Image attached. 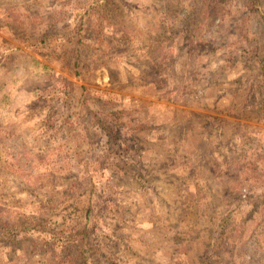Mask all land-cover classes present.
Wrapping results in <instances>:
<instances>
[{
  "label": "rangeland",
  "instance_id": "obj_1",
  "mask_svg": "<svg viewBox=\"0 0 264 264\" xmlns=\"http://www.w3.org/2000/svg\"><path fill=\"white\" fill-rule=\"evenodd\" d=\"M0 264H264V0H0Z\"/></svg>",
  "mask_w": 264,
  "mask_h": 264
}]
</instances>
